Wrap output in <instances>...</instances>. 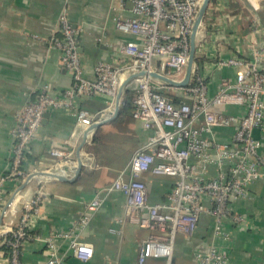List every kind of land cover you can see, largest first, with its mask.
<instances>
[{
	"label": "built area",
	"instance_id": "2783aa9c",
	"mask_svg": "<svg viewBox=\"0 0 264 264\" xmlns=\"http://www.w3.org/2000/svg\"><path fill=\"white\" fill-rule=\"evenodd\" d=\"M245 1L256 13L264 2ZM119 2L121 7L132 3L133 17L118 18L117 28L136 36L135 41L121 48L122 58L112 63H98L94 79H86L78 51L80 31L74 28L65 10L60 17L63 37L57 45L62 51V66L72 73V85L61 95L53 94L49 86L39 89L35 98L29 99L16 114L10 164L0 175V218L3 217L0 245L6 246L10 264H25L21 260L22 248L30 239V228L39 214L45 192L42 187L37 190L36 195L23 204L21 212L13 211V204L12 212L20 213V217L17 222H7L9 211L2 212L7 184L15 181L20 187L31 175L55 174L58 166L71 163L81 139L110 113L115 114L113 107L107 112H90L79 107V101L106 96L113 104L126 76L132 77L135 84L133 116L143 123L150 135L133 154L127 169L87 204L78 221V231H84L102 207L104 195L113 192H122L126 197L125 214L120 223L131 222L156 231L142 242L139 264L151 258H164L171 264L178 236L192 237L204 214L214 217L217 238L230 239L223 227L225 219L245 228L244 216L234 211L233 205L251 198L250 185L264 177L262 141L254 135L255 130L264 132V53L252 48V59L239 56L220 59L218 66L234 68L237 76L234 82H224L215 96L209 95L207 81L194 68L186 87L170 86L150 74L159 73L176 82L182 81L190 59L191 36L204 0ZM199 54L204 55L203 47ZM156 61L161 64V71L155 68ZM175 98L180 101L176 103ZM232 106L239 108L238 115H228L222 110ZM52 111L75 116L76 126L66 141V148L51 150L55 168H43L41 161L30 171L26 164L32 144L45 116ZM222 128L234 130L230 143L216 139L215 132ZM76 170L72 169L67 177L72 178ZM149 174L175 180L167 201L155 204L148 201L144 178ZM60 238L68 239L75 258L84 262L93 258L94 248L82 242L72 230L45 239L48 255L44 264H66L56 243ZM196 264L234 263L226 252L213 246L197 253Z\"/></svg>",
	"mask_w": 264,
	"mask_h": 264
},
{
	"label": "crops",
	"instance_id": "0c3cea01",
	"mask_svg": "<svg viewBox=\"0 0 264 264\" xmlns=\"http://www.w3.org/2000/svg\"><path fill=\"white\" fill-rule=\"evenodd\" d=\"M129 4L121 7L119 0H0V175L10 164L14 146L12 129L21 106L45 86L53 94L61 95L72 85V73L62 66V51L57 45L63 37L60 17L65 10L74 28L80 31L78 51L83 75L93 80L98 63L121 59V48L136 40V36L122 32L116 25L118 18L133 17ZM202 47L204 55L199 54ZM252 48L264 53V2L256 13L245 0H212L196 34L193 66L207 81L211 97L224 82H234L237 76L234 68L219 67L218 61L232 56L252 59ZM155 68L161 71L159 61ZM186 74L187 68L182 81ZM134 99L133 78L126 76L113 104L106 96L79 101V107L90 112H107L113 107L112 111L118 108V113H110L103 125L81 139L80 151L71 163L58 166L55 174L68 178L81 162L82 170L74 182L59 181L38 172L25 186L26 181L20 187L15 181L7 184L2 207V212L9 211L7 222L19 220L20 213L12 212L14 202L25 204L41 187L45 192L30 228V239L22 248L21 260L25 264H44L48 255L45 239L72 230L94 248V256L87 262L75 258L68 239L60 238L56 243L66 264H139L142 242L156 231L131 222L120 223L126 202L122 192L104 195L102 207L86 229L80 232L77 229L87 204L127 169L133 154L150 135L133 116ZM222 110L235 116L240 112L236 106ZM47 115L32 144L26 164L30 171L41 161L43 168H55L50 152L66 148L76 126V117L66 112L52 111ZM233 134L232 128L215 132L216 139L223 143H230ZM254 135L262 141L260 154L264 158V132L255 130ZM174 181L167 176L146 175L148 201L153 204L167 201ZM250 194L251 198L233 205L234 211L245 218L244 229L241 224L225 219L223 227L230 239L217 238L214 217L204 214L192 237L178 236L171 264H196L197 253L213 246L226 252L234 264H264V177L250 185ZM7 257L0 249V264H10ZM145 264L168 263L164 258H151Z\"/></svg>",
	"mask_w": 264,
	"mask_h": 264
},
{
	"label": "water",
	"instance_id": "95a60500",
	"mask_svg": "<svg viewBox=\"0 0 264 264\" xmlns=\"http://www.w3.org/2000/svg\"><path fill=\"white\" fill-rule=\"evenodd\" d=\"M211 1L212 0H204L203 4H202V6H201V8L199 10V13H198V16H197V20L195 22L193 34L191 36V53H190L189 63H188V66H187V74H186L185 78L183 79V81L176 82V81L170 79L169 77H167L165 75H162V74H159V73H152V74H150V76H152L154 78H157V79H160V80H163L168 85L174 86L176 88H184V87H186L189 84L190 79H191L192 69H193V66H194V63H195V56H196V34L198 32V29H199L200 25L202 24V21H203L205 12H206L209 4L211 3ZM129 5L132 6V3L130 2ZM117 113H118V108H117V110H116V112H115L114 115H116ZM47 117H48V115L45 116V118H47ZM105 122L102 121V122L94 125L90 129V131H93V130L97 129L98 127H100L101 125H103ZM81 170H82V163L80 162L79 165H78V168H77L76 175L73 178H70L69 179V178L63 177V176H61L59 174H43L42 173V175H49L51 178L57 179L59 181L74 182L76 180V178L78 177V175L80 174ZM34 177H35V175H31L27 179V181L24 184V186L27 185ZM22 209H23V204L16 201L14 203V206H13V211H15V212H21ZM2 222H3V217L0 218V225L2 224Z\"/></svg>",
	"mask_w": 264,
	"mask_h": 264
},
{
	"label": "trees",
	"instance_id": "16d2710c",
	"mask_svg": "<svg viewBox=\"0 0 264 264\" xmlns=\"http://www.w3.org/2000/svg\"><path fill=\"white\" fill-rule=\"evenodd\" d=\"M196 60H197V59H196ZM171 96L174 97L173 94H171ZM179 101H180V100H179L178 98H175V102H176V103H178ZM0 249L3 250V251H5L6 253H8V252H7V248H6L5 245H0Z\"/></svg>",
	"mask_w": 264,
	"mask_h": 264
},
{
	"label": "bare ground",
	"instance_id": "6f19581e",
	"mask_svg": "<svg viewBox=\"0 0 264 264\" xmlns=\"http://www.w3.org/2000/svg\"><path fill=\"white\" fill-rule=\"evenodd\" d=\"M68 174V173H67ZM47 176H49V175H47Z\"/></svg>",
	"mask_w": 264,
	"mask_h": 264
}]
</instances>
